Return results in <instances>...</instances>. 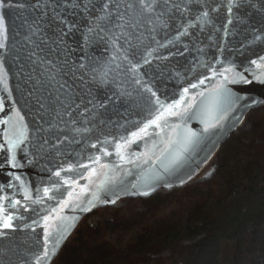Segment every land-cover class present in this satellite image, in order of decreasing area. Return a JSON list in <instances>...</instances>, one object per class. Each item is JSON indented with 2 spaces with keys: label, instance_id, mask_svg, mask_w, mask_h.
Returning <instances> with one entry per match:
<instances>
[{
  "label": "water",
  "instance_id": "obj_1",
  "mask_svg": "<svg viewBox=\"0 0 264 264\" xmlns=\"http://www.w3.org/2000/svg\"><path fill=\"white\" fill-rule=\"evenodd\" d=\"M11 3L0 8L7 36L0 39V119L11 117L26 139L15 149L18 166L0 167V196L13 213V227L0 228V264H36L45 223L42 264H51L94 210L186 185L264 104V0H232L231 12L229 0H155L151 12L121 9L123 27L113 26L121 23L115 12L95 20L103 0ZM205 11L209 22L197 20ZM62 20L74 26L70 32ZM218 85L228 91L205 114ZM184 88L188 111L181 104L173 109L179 115H168L160 105L179 100ZM157 110L160 127L133 139ZM189 130L197 133L193 143L166 170ZM5 155L0 149V164ZM9 201L19 204L8 208Z\"/></svg>",
  "mask_w": 264,
  "mask_h": 264
},
{
  "label": "trees",
  "instance_id": "obj_2",
  "mask_svg": "<svg viewBox=\"0 0 264 264\" xmlns=\"http://www.w3.org/2000/svg\"><path fill=\"white\" fill-rule=\"evenodd\" d=\"M51 264H264V104L197 177L94 210Z\"/></svg>",
  "mask_w": 264,
  "mask_h": 264
},
{
  "label": "snow or ice",
  "instance_id": "obj_3",
  "mask_svg": "<svg viewBox=\"0 0 264 264\" xmlns=\"http://www.w3.org/2000/svg\"><path fill=\"white\" fill-rule=\"evenodd\" d=\"M89 2H90V0H89ZM231 4H232V0H229L228 12L232 11ZM11 6H13L11 3V0H8L7 3H5V0H0V8L11 7ZM24 6L25 5H23V4L16 5V7H24ZM70 6L79 7V4L74 3ZM137 7H139L141 13L151 12V11H153V9L155 7V0H135V2H133V0H103V3L101 4L100 9L98 10L101 13V15H98L97 17H95V20L97 22L108 21L111 19L113 12H115L116 13V19L118 21H120L121 23L117 24V25H113V26L114 27H123L124 22H125V18H126V13L121 12L120 10L126 9L128 12H134ZM173 7L180 9V5H178V4L173 5ZM186 9H187V5H185L184 8L181 10L183 11ZM207 16H208L207 11L202 12L197 17V20L209 22L205 19ZM61 23L65 25V27L68 29L69 32L71 31L72 27H74L69 22H66L63 20L61 21ZM97 26L99 27V24ZM130 26L135 27V21ZM92 31H93V29L90 28L89 32H92ZM100 31L103 32L104 28L100 27ZM61 34L67 35V33L64 32L63 30L61 31ZM0 39H7L5 21H4L3 15H0ZM25 39H28V37H25ZM3 47H5V45L3 43H0V48H3ZM261 59L264 60V57H262ZM253 63H255V61H253ZM81 67H83V65H81ZM209 71L211 72L212 69L209 68ZM226 71H227V69H226ZM212 75L215 76V75H217V73L212 72ZM241 79H244V77H241ZM198 83L203 84L204 78H201L198 81ZM196 87H197V84H190L189 85V88H192V89H195ZM189 88L183 89V93L181 94L179 100H174L171 104H169L167 106L161 104L160 108L164 109V112H166L168 115H171V116H176V115L180 114L177 111H173V109H178L181 104H184L185 105L184 110L188 111V108H187L188 102L185 101V96L188 94ZM227 91L228 90L226 88H224L223 85L217 86V88L214 90L215 95L213 96V98H211L207 102V104L204 107L205 114L211 115V113L216 108L219 107L220 100L223 97V95L225 93H227ZM153 95H155V93H153ZM199 95L204 96V93L201 92V93H199ZM157 103H159V101H157ZM3 107H4L3 102L0 101V110H3ZM164 112H160L159 110H157V114L153 117V119L148 120L143 125V127H140L137 131L131 132L130 136L133 139H139V138H141V136L148 135V128L150 126H155V127L159 128L160 127L159 121L161 120L162 116L164 115ZM17 118L22 119V117H19L18 113H17ZM165 124H166V121H165ZM0 125L5 126L3 129V142L0 143V149H4L6 152L4 161L2 164H0V167L11 166V167L15 168L18 166V161H17L15 149H17L23 143V140L26 139V137L24 136V132H23L22 128H17L11 117L6 118V119H0ZM205 125H206L205 131H207L208 127H210L211 125H209L207 123V121H205ZM196 136H197V133L192 132L191 130H189L183 136V140H182L183 148L181 150L176 151L175 155L169 161L168 165L165 166L166 170L176 166L180 162V160L183 157L184 150H186L187 147L193 143L194 138ZM125 143L126 144L129 143V141H125ZM116 148H117V152L119 153V150H120V144L119 143H117ZM121 158L123 159V157H121ZM56 175L59 176L60 172L57 171ZM15 179L20 180V177L15 176ZM8 186L11 187V184H9ZM44 192H45V194H47L49 192V189L47 187H45ZM70 195H71V193H70ZM5 199H6L5 197L0 196V228L10 229L13 227V224L11 223V221L13 220V213L11 211H8L5 208V206L3 204V201ZM25 199H27V196L25 197ZM16 204H19V201H9L8 208H12ZM53 211H56V210L54 209ZM44 219L47 222L49 217L46 216ZM62 234L63 233L61 232L60 235H62ZM44 236H45V240H44V244H43V252L41 255L35 256L36 264H42V260L46 259L48 257L49 232H48L47 223H45ZM54 243L58 244L59 240L58 239L55 240Z\"/></svg>",
  "mask_w": 264,
  "mask_h": 264
}]
</instances>
